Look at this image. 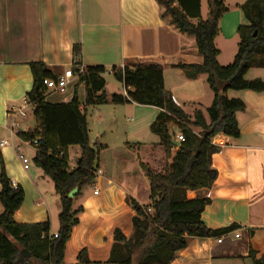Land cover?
<instances>
[{
    "label": "crops",
    "instance_id": "obj_1",
    "mask_svg": "<svg viewBox=\"0 0 264 264\" xmlns=\"http://www.w3.org/2000/svg\"><path fill=\"white\" fill-rule=\"evenodd\" d=\"M246 1L224 2L227 11L218 22L219 32L214 40L220 66L236 55L237 50H226L225 46L227 42L238 41L237 29L245 24L240 6ZM205 3L206 0H200L202 20L208 13ZM176 6L173 3V7ZM164 12L157 0H0V141L8 142L0 148V156L7 177L24 193L23 203L14 214L16 223L48 222L51 234L58 230L59 201L53 183L30 165L23 170L14 149L25 143L17 134L32 131L36 122L23 131L19 128L13 136L8 131L11 121L8 110L23 107L25 96L32 88L30 63L42 62L58 76L76 61L84 68L102 66L106 73L112 67L122 68L127 63L159 65L164 88L173 102L189 117L200 110L208 123L206 110L213 93L206 77L200 75L190 80L181 69L174 67L202 63L195 38L180 33L169 16L163 17ZM191 23L195 25L197 20ZM75 45L80 48L76 58L72 52ZM252 70L248 80L264 81V70ZM72 84L66 94L60 95L62 97L50 93L45 100L53 104L69 103L76 93L88 126L93 118L87 117L88 110L99 106L83 108L84 86L78 81ZM125 94L124 90L122 95ZM66 95L69 98L63 97ZM225 96L240 99L245 104V109L235 114L239 138L221 134L213 138L212 143L219 147L211 156V167L217 177L210 188L186 191L185 197L187 200L209 199V205L201 214V221L208 229L216 231L233 224L238 228L228 232L230 235L223 234L220 244L216 242L218 237L190 238L187 247L178 252L170 264H253L249 253L255 258L264 255V93L233 91L229 94L227 91ZM154 109L157 114L160 112ZM155 118L146 117L142 128H131L121 141L115 136L112 142H93L88 133L89 146L97 152L98 172L76 200L82 212L65 244L64 264H76L82 250L89 264H111L108 260L114 231L120 230L126 238L132 235L135 214L126 199L131 198L140 206L149 203V181L140 165L159 170L165 163H171L179 147V143L178 146L161 144L160 138L150 133ZM27 121H20V126ZM143 129L153 139L139 140ZM190 129L196 134L201 132L200 128ZM168 134L171 141L178 142L179 130L175 125H169ZM69 149L75 150L77 159L79 149ZM69 166L75 167V161ZM2 212L0 204V215ZM236 233L239 237L235 239Z\"/></svg>",
    "mask_w": 264,
    "mask_h": 264
},
{
    "label": "trees",
    "instance_id": "obj_2",
    "mask_svg": "<svg viewBox=\"0 0 264 264\" xmlns=\"http://www.w3.org/2000/svg\"><path fill=\"white\" fill-rule=\"evenodd\" d=\"M165 9L163 17L169 16L171 24L182 34L193 36L201 64H177L187 79L204 75L213 93L211 105L206 110L208 123L200 110L187 116L177 106L171 94L165 90L162 68L159 65L125 64L122 68H111L116 82L123 85L126 94L105 92L102 66L84 68L78 83L84 86L83 108L113 104L116 106L136 104L153 107L157 114L149 131L160 138L161 144L169 145V125H175L184 141L179 143L170 164L161 169L140 165L149 181V203L138 205L127 198L126 203L134 212L133 232L126 238L120 230L114 231V243L108 262L111 264H170L177 253L187 247L190 238L205 239L219 237L237 229L231 225L226 229L210 230L201 221V214L210 201L206 198L187 200L186 191H199L211 187L217 177L211 167V156L219 151L212 143L221 134L228 138H239L235 119L236 112L245 109L240 99H228L227 91H250L264 93V81L246 79L251 69L264 70V0H247L240 6L245 20L237 29L238 45L233 62L220 66L219 51L214 45L218 35V22L227 11L225 0H206L208 13L204 20L200 16V0H157ZM173 3L177 6L173 7ZM191 20H197L194 25ZM79 46L72 48L74 57L80 54ZM71 67L80 65L77 61ZM32 88L26 100L32 106L36 127L29 132H19L17 137L25 142L38 141L33 163L53 183L59 201L57 237L50 233L48 222L18 224L14 214L23 203L21 187H12L0 156V264H64L65 244L72 228L77 225L82 207L76 205L80 191L90 186L97 172V152L89 146L87 122L76 93L69 103H49L45 82L55 80L58 75L42 62L30 63ZM74 74L77 69H73ZM190 127L200 128L194 133ZM42 142V144H41ZM77 147L79 156L74 169L68 163L69 148ZM60 153L62 155H60ZM74 189L77 194L69 199ZM29 254L26 258L22 252ZM249 257L253 264H264V255ZM76 264H89L86 252L80 251Z\"/></svg>",
    "mask_w": 264,
    "mask_h": 264
},
{
    "label": "rangeland",
    "instance_id": "obj_3",
    "mask_svg": "<svg viewBox=\"0 0 264 264\" xmlns=\"http://www.w3.org/2000/svg\"><path fill=\"white\" fill-rule=\"evenodd\" d=\"M207 3H205V11L207 9L206 6ZM237 39L234 41H230L226 43L225 49L229 50H237ZM225 51V50H224ZM230 53V51H228ZM225 54V53H224ZM228 55V54H227ZM234 56V55H233ZM229 58V57H228ZM233 62V58L231 61H229L226 65L221 66H227ZM254 70L248 72L246 75V79H249L252 76ZM103 78L105 79L106 86H105V92L110 98L112 94H120L122 95L124 92V89L122 86L116 82L113 78V76L110 74V71L107 70V73L103 75ZM233 91H228L229 94H232ZM62 97L60 95L56 96ZM69 98V95L63 96ZM52 101V99H50ZM92 111V112H91ZM28 117L26 118L28 121L26 124H23L20 126V130H25L29 127H32L35 123V120L30 113V108H27ZM156 110L154 108H149L145 106L135 105V106H128V105H121V106H114L112 104L99 106L97 109L96 107L93 109H89L87 113V117H93L92 120L88 123L87 130L88 133L90 132V139L93 142H112L115 138V136L119 137V140H124V136L128 131H130L133 127H140L142 128L143 123L145 124L147 121L144 122V119L146 117H156ZM98 117H103L102 119ZM25 119V120H26ZM146 129V127L144 128ZM143 129V130H144ZM142 131L139 135V140L143 141L140 138H146V140L153 139V136L147 132ZM119 142V141H118ZM145 142V141H144ZM70 150V149H69ZM68 150V163H73L76 160V153L74 149ZM21 152L24 153L26 158L29 160V165L31 168L39 169L34 163L33 158L35 156L36 149H34L31 146H25L22 145ZM141 156H143L141 154ZM40 170V169H39ZM41 171V170H40ZM46 179H48L47 176L42 174Z\"/></svg>",
    "mask_w": 264,
    "mask_h": 264
},
{
    "label": "built area",
    "instance_id": "obj_4",
    "mask_svg": "<svg viewBox=\"0 0 264 264\" xmlns=\"http://www.w3.org/2000/svg\"><path fill=\"white\" fill-rule=\"evenodd\" d=\"M73 69H77V72L74 74ZM84 71V67L82 65H77L75 67H71L68 70H65L62 75L58 76L55 80H48L45 82V87H46V96L50 93H55L57 95H64L68 92V90L73 87L74 81H78L79 74H81ZM30 108V112H32V106L28 103V101L25 98L23 107L21 108H16V107H11L8 110V115L10 118V123H9V134L11 136L16 133V131L20 128V121L24 120L27 118V108ZM178 143H181L184 141V138L179 134L176 137ZM8 145V142L3 140L0 141V148L5 147ZM24 145H29L32 147H36L38 145V141L35 140L33 142H25ZM15 153L17 156V159L19 163L22 165L23 170H27L29 167V160L26 158L24 153L21 152V148L19 146L15 147ZM60 155H62L60 153ZM74 168L70 167L72 170ZM98 172V171H97ZM96 172V174H97ZM12 187H16L13 183H11ZM97 193V191H95ZM226 235H230L229 233H226ZM224 235H221L217 239V243L220 244L222 242V238ZM54 238L57 237L56 234L53 235ZM239 234L236 233L234 235V238H238Z\"/></svg>",
    "mask_w": 264,
    "mask_h": 264
},
{
    "label": "water",
    "instance_id": "obj_5",
    "mask_svg": "<svg viewBox=\"0 0 264 264\" xmlns=\"http://www.w3.org/2000/svg\"><path fill=\"white\" fill-rule=\"evenodd\" d=\"M170 144H173L174 146H178V142H175V141H169ZM42 144V142H41ZM77 194V189H74L72 192L69 193L68 195V198L69 199H72L75 195ZM22 254L26 257V258H29V254L26 253V252H22Z\"/></svg>",
    "mask_w": 264,
    "mask_h": 264
}]
</instances>
